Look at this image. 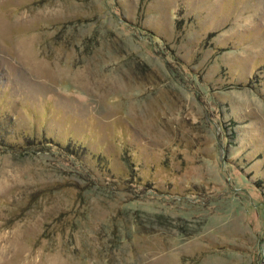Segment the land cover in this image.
Wrapping results in <instances>:
<instances>
[{"label":"rangeland","instance_id":"rangeland-1","mask_svg":"<svg viewBox=\"0 0 264 264\" xmlns=\"http://www.w3.org/2000/svg\"><path fill=\"white\" fill-rule=\"evenodd\" d=\"M0 264H264V0H0Z\"/></svg>","mask_w":264,"mask_h":264}]
</instances>
